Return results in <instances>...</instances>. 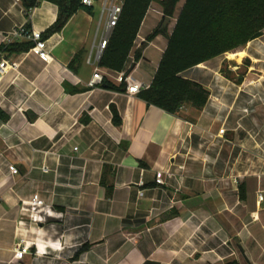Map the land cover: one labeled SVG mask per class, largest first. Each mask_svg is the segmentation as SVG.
Here are the masks:
<instances>
[{"label": "crops", "instance_id": "crops-1", "mask_svg": "<svg viewBox=\"0 0 264 264\" xmlns=\"http://www.w3.org/2000/svg\"><path fill=\"white\" fill-rule=\"evenodd\" d=\"M156 1L135 41L140 59L133 51L118 72L95 60L100 0L52 33L56 3L0 0V48L18 63L0 85V264H264V91L248 85L262 83L261 61L239 84L207 62L183 72L210 90L202 109L173 114L120 90L121 73L149 88L168 45L162 34L145 44L163 19ZM23 26L42 32L48 63L31 41L1 44ZM97 70L113 89L92 84ZM160 170L172 174L165 184ZM35 194L53 211L47 246L16 259L46 221L25 211Z\"/></svg>", "mask_w": 264, "mask_h": 264}, {"label": "trees", "instance_id": "trees-1", "mask_svg": "<svg viewBox=\"0 0 264 264\" xmlns=\"http://www.w3.org/2000/svg\"><path fill=\"white\" fill-rule=\"evenodd\" d=\"M59 7V17L49 33L62 29L67 19L77 10L92 12L93 7L81 0H49ZM122 12L113 28L99 65L122 72L135 49L141 25L155 0H121ZM181 0H160L164 19L146 38L145 44L162 34L167 36L168 45L159 63L149 88L139 92L148 104L176 114L190 103L202 109L210 96V90L200 82L185 78L182 73L208 62L227 52L238 50L249 42L264 36V0H184L172 32L164 26L165 19L175 17L177 4ZM29 7L38 0H26ZM136 60L142 52L134 51ZM101 84L113 89L103 79ZM121 82L120 90H126ZM114 122L121 119L114 111Z\"/></svg>", "mask_w": 264, "mask_h": 264}, {"label": "built area", "instance_id": "built-area-1", "mask_svg": "<svg viewBox=\"0 0 264 264\" xmlns=\"http://www.w3.org/2000/svg\"><path fill=\"white\" fill-rule=\"evenodd\" d=\"M18 1V0H17ZM95 0H81V2L85 5L92 6ZM102 16H106V25L104 36L99 44L98 51L95 56V60L99 62L100 57L107 46L108 39L113 28L117 25V22L120 18L122 12V4H118L115 0H102ZM23 38L25 40L33 42L32 52L38 56L40 60L43 62H49L51 60V54L48 49L47 41L43 39L42 32L37 30H31L26 26L14 29L8 34L2 36V45L8 46L13 44L16 40ZM18 67V63L16 61L11 60L5 53L4 49L0 48V85L5 78L6 74L10 70V68L16 69ZM102 75L97 70L94 73L92 84H98L102 82ZM119 82L125 81L127 86L126 90L129 94H138L144 87L145 84L141 81L132 79L129 75L125 73H121L119 78ZM225 129L222 128L219 130V133H224ZM78 148L76 147L75 150ZM9 171L11 173L17 174L18 168L15 165L8 166ZM49 168H44V172H49ZM171 176L172 174H168L164 170H160L156 173L155 181L157 184H165L166 176ZM262 198V196H259ZM26 203V202H25ZM28 207L25 211L29 212L30 218L35 222H41L46 220V216H51L53 214L52 208L45 203V201L38 195L35 194L32 198L26 203ZM31 247L28 243H21L18 245L15 258L23 259L26 254H28Z\"/></svg>", "mask_w": 264, "mask_h": 264}, {"label": "rangeland", "instance_id": "rangeland-1", "mask_svg": "<svg viewBox=\"0 0 264 264\" xmlns=\"http://www.w3.org/2000/svg\"><path fill=\"white\" fill-rule=\"evenodd\" d=\"M100 0V4L103 3V1ZM184 3V0H181L177 4V9H176V14L175 17L172 18H167L165 19V24L164 26L168 31H170L173 28L175 18L182 7ZM155 5H160V0H157ZM162 12H163V19H164V10L163 7L161 6ZM162 19V21H163ZM160 22V24L162 23ZM159 24V25H160ZM254 59H260L259 66L261 69H264V36L255 39L251 42H249L246 46L235 50L231 52H227L215 59H212L207 62V66L211 65L213 67H217L218 73H221L222 75L226 76L227 78H230L235 82V84H239V82L245 77L248 73H251L255 76L261 74L258 72L257 65L254 61ZM251 66H254V69H250ZM250 70H252L250 72ZM249 86H256L258 89L264 91V79L262 83L260 81L258 82H253L249 83ZM252 89V88H248ZM56 215L61 216V213H56ZM43 224V225H42ZM37 223L35 226V231L32 235L35 236V245H30L31 249L30 251L34 253L43 251V245L47 246V242H43V236L47 237V219L43 223ZM38 249V250H37ZM47 252V249H46Z\"/></svg>", "mask_w": 264, "mask_h": 264}]
</instances>
